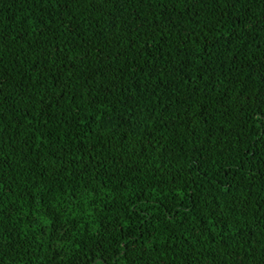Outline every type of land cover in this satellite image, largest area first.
Returning <instances> with one entry per match:
<instances>
[{
  "label": "trees",
  "instance_id": "trees-1",
  "mask_svg": "<svg viewBox=\"0 0 264 264\" xmlns=\"http://www.w3.org/2000/svg\"><path fill=\"white\" fill-rule=\"evenodd\" d=\"M0 264H264V0H0Z\"/></svg>",
  "mask_w": 264,
  "mask_h": 264
}]
</instances>
